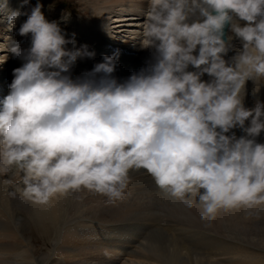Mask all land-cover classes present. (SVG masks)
Returning a JSON list of instances; mask_svg holds the SVG:
<instances>
[{"label": "clouds", "instance_id": "clouds-1", "mask_svg": "<svg viewBox=\"0 0 264 264\" xmlns=\"http://www.w3.org/2000/svg\"><path fill=\"white\" fill-rule=\"evenodd\" d=\"M42 7L7 18L27 16L19 35L31 44L0 109V174L22 173L26 199L43 205L86 189L115 204L129 172L144 169L161 192L200 206L202 220L264 204V144L255 141L264 105L243 103L245 82L264 77V0H147L141 48H154L155 62L123 82L112 76L118 53L73 79L77 59L94 53ZM226 25L242 43L231 62ZM6 51L21 55L11 41ZM237 127L246 135H227Z\"/></svg>", "mask_w": 264, "mask_h": 264}, {"label": "bare ground", "instance_id": "bare-ground-1", "mask_svg": "<svg viewBox=\"0 0 264 264\" xmlns=\"http://www.w3.org/2000/svg\"><path fill=\"white\" fill-rule=\"evenodd\" d=\"M144 1L146 0H139V4ZM87 2L90 3L89 10L94 12L97 0ZM129 2L137 3L138 0H127L123 6L120 5L124 9ZM15 3V0H0V22L2 24L5 20L7 22L10 12L18 5ZM118 3L114 2L112 9L115 10L109 14H117ZM128 13L130 12L127 11L126 14ZM132 15L138 16L134 12L130 16L123 15L122 20L119 21L127 22L126 18L132 17ZM108 21L110 22V19ZM24 22L20 21V24L22 25ZM1 23L0 41L5 40L6 34L12 36L13 32L7 30V27L4 28ZM105 30L103 33H112L111 29L109 31V26ZM28 36L30 34L25 35L24 38H28ZM89 36L95 37V34L88 31V39ZM18 37L13 38V44H17L20 49L21 43L25 41L20 39L21 36ZM99 42H102V39ZM1 47L0 44V73L5 67H10L11 73L7 77L13 79L12 72L17 68L16 63L12 62V58L1 57L4 54ZM127 50L129 51V48ZM139 51L142 52L139 45L132 47V52L138 53ZM79 59L82 63L91 66L96 64L91 57ZM2 74H0V85L4 86L3 79L5 77L2 79ZM202 79L207 81L210 78L202 76ZM2 99L3 97H0V101ZM258 102L253 103L251 108ZM259 103L264 105L263 102ZM248 123V121L245 122V127L248 126ZM233 133L237 138L246 135L238 127L230 130L227 135ZM255 141L264 144V131L255 137ZM143 171L145 170L143 169ZM21 175L22 173L14 166L7 173L0 174V264H14V262H10V254L14 256L21 250H24V253L21 251L24 254L23 260L35 258L29 241L23 239L22 228L26 221L29 223L44 222L49 225H54L57 221L55 204L46 209L21 194ZM129 180L126 197L119 204L116 202L106 205L102 200L99 205L92 208L93 212L96 211L94 215H104L103 219H99L102 224L93 221L96 219L80 223V225L72 224L74 227H70V224L67 230L66 246L56 250L61 254L65 252L70 257L80 259H84L88 254L98 258L103 255L109 256L108 259L100 258V264H115L117 258L121 260V263L119 261L117 264H124L123 261L128 262L127 264H192L194 256L203 257L204 264H264V215H261L262 211L264 212V207H261V204L255 205L251 209L221 210L215 219L204 220L202 224H199L198 219H201L202 211L200 206L187 209L179 200L161 192L155 183L147 182L140 170H131ZM12 192H15V196L10 195ZM30 203L32 206L28 207ZM26 207L32 209L34 213L27 210ZM105 207L112 211L111 214L108 215L104 212L103 208ZM256 208L260 209V212L256 211ZM246 242L248 244H245ZM57 251L54 256H57ZM115 256L116 258H114ZM35 260L37 261V259ZM44 264L58 263L55 260H49Z\"/></svg>", "mask_w": 264, "mask_h": 264}, {"label": "rangeland", "instance_id": "rangeland-1", "mask_svg": "<svg viewBox=\"0 0 264 264\" xmlns=\"http://www.w3.org/2000/svg\"><path fill=\"white\" fill-rule=\"evenodd\" d=\"M15 1H16L15 4L19 5V6L16 5L15 8L21 7V10H22V11L20 10L21 12H27L29 14H30L31 8L34 7L36 5V3H37V0H28V3L32 4V5H30L32 7L29 9L25 5L21 6L22 3H23V0H15ZM18 1H20V3H18ZM87 1H89V0H39V2L43 5L42 12L45 15L46 19L48 21H50V22L54 21V20L57 21L60 24L61 29L67 34L66 38H71V36L78 31L77 28L79 26H81L82 23H84V24H87V23L88 24H92L93 23V18L90 16L91 14L95 13L97 15H102V14H105L106 12L108 14H109V12L113 13V11L115 10V9L114 10L112 9V6H113L114 2L118 3V1H120L118 3V7H117L118 8L117 9V13L119 11H121V12L118 14V17L117 16H112L113 18L114 17L119 18V20H122L120 18L123 17L122 14L124 13V11H126V12L129 11L130 13H134L132 9L134 8L135 10H137L138 9V5H140L139 4V0H138L137 3L129 2L128 6L123 9L122 6H123L125 1L127 2V0H97L96 6H95V10H94V12H92V11L89 10L90 3H88ZM120 4H122V6ZM71 13L73 14V17H74L73 19H70ZM88 13L89 14L91 13V14L89 15ZM138 14H140V13H138ZM64 16H67L66 20L63 19ZM137 18L138 17H135V16L132 15V17L126 18V21H132V20H134V22L139 21ZM26 19H27L26 15H21V16L18 17V19H16L13 22V25L10 24V23H7L6 20H5L4 24H2L0 22L4 26V28L7 27L6 28L7 30L13 31L12 32V36L9 35V34H6L5 41L0 42V44L2 45L1 50L4 51V54L1 55V57H6V58L8 57V59L12 58V62L16 63L17 68L21 67L22 64L25 62L24 59H23V53L26 50H24V51L20 50L21 51V55H16V54H14V53H12L10 51H6V45L8 43H10V41L13 44V42H14L13 38L16 39L18 36L19 37L21 36V35H19V28H20L19 26L21 25L20 21H26ZM108 20H107V23H110L111 20H110V22ZM119 20L116 21L115 23H119L120 22ZM75 24H77V25H75ZM128 24H133V23H128ZM73 25H75V26H73ZM107 26H109V25H107ZM107 26H105L103 28H99V26L93 25L90 28H84L83 31H82L81 37H79V38L74 37V41H75L76 44H81L82 45L83 44V38L86 37V41L92 40L94 42H99V40H101L103 38V36L105 35V33H103V31L104 32L106 31L105 29H106ZM126 26L127 27H125V29H130L131 28V26H128V25H126ZM14 27H15V29H14ZM122 27H124V26H122ZM110 29H112L111 26H109V31H110ZM88 31H92L95 34V37L89 36L90 38L88 39ZM135 32L142 33V25L136 26L135 27V31H131V32H129V34L130 35H134ZM106 34L111 36L113 34V32L112 33L111 32L110 33H106ZM118 35H119V33H118ZM30 36H28L29 39H31ZM125 36H127V34ZM9 38H10V41H9ZM28 38H24V36L20 37L21 40L25 41L24 43H21V45H20V46H22L21 48L26 47V45H27V47L30 46L31 42H28V40H29ZM124 38H126V37H124ZM127 38H129V40L133 39L132 36H129ZM121 39L123 40V38H121ZM122 42H124V41H121L120 43H122ZM131 42L134 43V41H131ZM231 43H232V41H231ZM125 45H127V44H125ZM152 51L156 54L154 48H152ZM152 59H153V63H154L155 62V58H152ZM153 63L151 62V64H153ZM85 64L86 63H82L81 59L78 58V60L76 61V63L74 64V66L70 70V73H69L70 76H74L72 78L75 79L76 77H80V76L84 75L85 73L91 71L92 67L89 66V65L86 66ZM189 68L191 70H194V69L191 68V66H189ZM2 71H1V73H3L2 74V79H3V77H5V79H3L4 80L3 83H5V84H4V86L0 85V96L1 97H5L9 93V85H10L12 79L7 77V75H9L11 73L10 72V67H5ZM77 71L80 72V74H77L76 73ZM12 74H13V72H12ZM205 77H207V76H205ZM0 78H1V75H0ZM116 80H118V79H116ZM245 89H246V91L244 92V94H246V95L255 94V91L251 87H249L248 84L245 85ZM262 89H264V86H262ZM3 100L0 101V109H2V107H3ZM78 192L74 191L73 193L69 192L67 194L69 197H67L68 199L65 201L64 205H60V207H59V215H58L57 221H56V223L54 225H49V224L44 223V222H42V223H29L28 221L25 222V226L22 228V230H23V232H22L23 233V239L29 241L30 247H31L32 251L34 252L33 256L35 258L32 259L33 258L32 257L31 258L32 260H30V259L29 260H23L22 257L24 256V254H23L24 250H21L23 253L21 251H18V252H16L17 254L16 253L14 254V256H13V254H10L11 255L10 256V259H11L10 262H14V264H20V263L21 264H27V263L28 264H37L38 261H39V264H41V263L44 264L45 261L55 260L58 264H61V263L62 264H71V263L72 264H90V263L91 264H100L99 263V259L100 258L101 259L102 258H104V259H108L109 258V256L106 257L104 255L102 257L98 258V257H95V256H92V255L88 254L86 257H84V259H80V258H77V257L76 258L75 257H70L65 252H64V254H61V253H59L60 251L56 250V249H60V248L66 246V244H65L66 241H67L66 237L68 236L67 235V230H68V227L70 226V224H71L70 227H72L73 225H76V224L80 225V223H85V222H87L89 220H93V219H96V220H93L94 222H97V221L100 222L99 219H101V218L103 219L104 215H102V216H100V214L94 215V214H96L95 213L96 211L93 212L94 210H92V208H95V206L97 204L99 205L100 204L99 202L102 201V200H103V202L106 205L109 204L107 202V198L104 197V196H101V197L97 198L95 196L93 197V195L90 196L89 194H86V193L77 194ZM76 194H77V196L78 195H80V196L77 197ZM65 195L66 194H63V196H65ZM158 196H159V194H158ZM70 197H71V200H70ZM86 198L88 200H86ZM92 199H94L96 201L94 202V200H93V202H92ZM74 201H76V202H74ZM120 202L121 201H118L117 203L119 204ZM77 203L79 204V206H78ZM67 205H69V206H67ZM31 206H32V203H30V205L28 207H31ZM261 207H264V205L261 204ZM27 210L33 212L32 209H30V208H27ZM76 210H77V212H76ZM103 210L108 215L111 214V212H112V211H109L108 208H106V207L103 208ZM257 210L260 212V209L256 208V211ZM80 211H82V212H80ZM90 212H92V213H90ZM85 215L89 216V217H86ZM227 215H228V213H227ZM261 215H264L263 211H262ZM93 216H95V217H93ZM78 218H79V220H78ZM203 221L204 220H202V219H198V223L199 224L200 223L202 224ZM114 224H116V223H114ZM57 243H58V245H57ZM246 244H248V243H246ZM55 251H57V256L58 257L54 256L56 254ZM61 255H62V257H60ZM8 256H6V257H8ZM3 257H5V256H3ZM49 258H51V259H49ZM73 258H75V259H73ZM114 258H116V256ZM35 259H37V261ZM119 261L121 263L120 258H117L115 264H117ZM123 263L125 264L126 261L125 262L123 261Z\"/></svg>", "mask_w": 264, "mask_h": 264}, {"label": "water", "instance_id": "water-1", "mask_svg": "<svg viewBox=\"0 0 264 264\" xmlns=\"http://www.w3.org/2000/svg\"><path fill=\"white\" fill-rule=\"evenodd\" d=\"M225 30V29H224Z\"/></svg>", "mask_w": 264, "mask_h": 264}]
</instances>
